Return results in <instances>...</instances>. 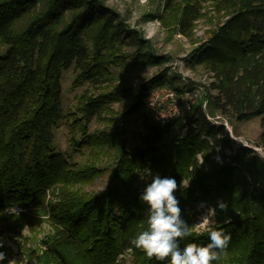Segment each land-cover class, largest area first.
<instances>
[{"label":"trees","instance_id":"16d2710c","mask_svg":"<svg viewBox=\"0 0 264 264\" xmlns=\"http://www.w3.org/2000/svg\"><path fill=\"white\" fill-rule=\"evenodd\" d=\"M103 1L0 0V47H6L0 56V213L13 206L23 210L18 216L0 215V222L6 223L7 232H14V223L21 220L34 231L33 224L46 217L53 230L38 246L20 247L25 263L115 264L117 255L131 250L135 264H170V258H150L131 243L148 228V206L138 197L151 182H146L150 171L178 183L189 181L188 188L181 185L175 193L183 211L200 200L228 204L226 212L217 208L216 226L224 228L231 241L211 264H264V158L245 146L227 156L225 150L232 146L225 128L207 121L202 103L167 125L150 126L146 117L136 145L127 147L123 139L114 144L116 164L109 184L97 196L63 188L59 204L45 202L50 187L86 183L98 172L93 166L71 164L55 149L54 132L63 118L62 74L72 69L79 84L98 86L107 80L110 62L115 58L116 65L123 57L115 51V42L124 35L141 43ZM200 1L167 0L164 10L173 20L172 32L189 37ZM209 1L228 19L191 51L188 65L203 66L217 78L211 87L217 94L206 95L205 109L239 122L258 119L257 146L264 150V0ZM128 58L148 64L156 60L140 52ZM164 81L161 75L149 88ZM142 91L130 112L142 107ZM86 105L87 110H79L91 118L99 103ZM117 139V134H84L80 139L73 136L69 146L79 147L77 151L101 148ZM216 153L221 164L211 159ZM197 154L209 169L203 171ZM138 177L143 183L136 184ZM226 218L231 223L225 224ZM209 242L205 231L193 232L179 244L183 249L188 243Z\"/></svg>","mask_w":264,"mask_h":264},{"label":"rangeland","instance_id":"374dc122","mask_svg":"<svg viewBox=\"0 0 264 264\" xmlns=\"http://www.w3.org/2000/svg\"><path fill=\"white\" fill-rule=\"evenodd\" d=\"M103 2L107 9L116 13L129 31L140 36L141 43L138 44L129 37L121 36L120 40L115 42L114 47L115 51L123 57L116 65H113L116 63L115 58L110 62L113 64H111L108 78L98 86L87 82L79 84L76 73L72 69L62 74L63 118L54 132L55 149L63 153L71 164H76L77 167L93 166L98 172L91 176L86 183L79 180L64 187L60 184L50 187L44 192L46 203L59 204L63 188L80 195L94 197L107 187L117 158V148L114 144L120 143L123 139L127 147L136 145L138 138L144 134L143 125L146 117L147 124L154 125L143 107L136 113L130 112L134 105L133 99L141 89L144 90L142 92L145 97L157 87L170 89L202 87V96L194 104V107L202 103L203 110L208 113L206 115L216 119L224 126L226 137L232 146V149L225 150V154L229 156L238 146H245L252 149L255 154L264 157V151L257 146L261 131L258 119L239 122L234 117H223L217 112H208L205 109L206 95L215 96L217 94L215 90L211 89L217 78L203 66L190 68L188 65L191 51L206 41L209 32L216 30L228 19L223 11H217L211 1L201 0L199 2V17L192 21L189 37H185L179 32H172L173 20L169 12L164 10L167 0H104ZM159 19L164 20L165 24L161 23ZM5 50L6 47H0V56L4 54ZM138 52L154 56L155 63L136 62V60L128 58ZM161 75H165V81L149 88V83ZM122 95L124 97H121ZM94 101L99 103V107L95 110L96 114L88 118L79 108L87 110L86 102ZM84 134L97 138L117 134L118 139L106 147H86L80 151H77L79 147H75V150H72L69 146L72 143V137L80 139ZM198 156H200V161ZM217 157L222 163L221 157L217 153L211 156V159L218 163ZM196 158L199 165H202L203 171L209 169V164L204 162L201 154H197ZM147 179L146 182H150V175H147ZM143 180V177H138L136 184L143 183ZM201 204L214 207L213 204L205 200L188 205L183 211V216L189 225H195V221L201 213ZM215 219L216 224L219 223L220 213L218 211ZM46 221V217L36 221L33 224L34 231L28 230L29 227L24 221H16L17 223L14 224H17V227L14 232H7L6 223L1 221L0 238L3 239L4 247L0 251L5 252L8 259L15 258L18 262L22 261L23 264H26L20 247L26 244L28 247L34 248L40 244L42 239H45L47 233L52 234L53 230ZM194 233L200 234L195 231ZM0 264H8L7 259ZM115 264H135L133 252L128 250L117 255Z\"/></svg>","mask_w":264,"mask_h":264},{"label":"clouds","instance_id":"9594fccd","mask_svg":"<svg viewBox=\"0 0 264 264\" xmlns=\"http://www.w3.org/2000/svg\"><path fill=\"white\" fill-rule=\"evenodd\" d=\"M203 162V161H201ZM138 199L148 206V228L133 238L131 243L136 249L142 250L148 257L158 261L170 258V264H211L225 252L231 241V235L222 227L216 226L217 208L226 212L228 204L218 200L214 207H209L199 222L189 225L183 218L180 200L175 193L182 185L185 189L190 185L187 182L179 183L174 177H161L159 173L152 175ZM20 215L19 207H9L0 215ZM225 224L231 223L226 218ZM207 231L209 243L201 245L188 243L181 249L179 241L192 235L193 232ZM4 247L0 238V249ZM8 264H23L15 258L8 259L7 254L0 251V262L6 260Z\"/></svg>","mask_w":264,"mask_h":264},{"label":"built area","instance_id":"2783aa9c","mask_svg":"<svg viewBox=\"0 0 264 264\" xmlns=\"http://www.w3.org/2000/svg\"><path fill=\"white\" fill-rule=\"evenodd\" d=\"M202 92L203 88L200 86L195 89H170L157 87L144 97V103L142 107L146 111L145 113H147L148 118L153 123L158 125H167L172 122L178 121L182 117L187 115L193 109L194 104L201 98ZM206 119L212 125H221L216 121V119H213L208 115H206ZM184 134L185 130L183 129L181 131V135ZM197 158L200 161V156H198ZM216 161L218 163H221L218 157ZM148 173L149 172H147V175L149 176ZM151 178L152 176L150 175V179ZM184 182H187L189 184V181ZM200 206H202L200 207L201 213L200 216L196 219L195 224L199 222L201 216L205 214L207 209L209 208L204 204H201ZM19 211L22 212L23 210L19 207Z\"/></svg>","mask_w":264,"mask_h":264}]
</instances>
